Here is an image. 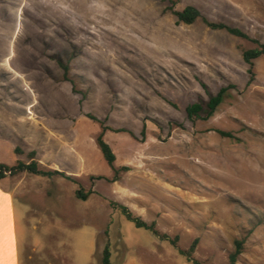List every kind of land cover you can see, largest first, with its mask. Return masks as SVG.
Here are the masks:
<instances>
[{
    "label": "rangeland",
    "instance_id": "obj_1",
    "mask_svg": "<svg viewBox=\"0 0 264 264\" xmlns=\"http://www.w3.org/2000/svg\"><path fill=\"white\" fill-rule=\"evenodd\" d=\"M187 6L200 14L189 25L173 14ZM251 40L264 44V0H0V164L34 151L63 174L9 179L20 263L101 264L107 245L111 264H191L178 248L196 239L199 264H228L235 241L236 264H264V56L243 61Z\"/></svg>",
    "mask_w": 264,
    "mask_h": 264
},
{
    "label": "trees",
    "instance_id": "obj_2",
    "mask_svg": "<svg viewBox=\"0 0 264 264\" xmlns=\"http://www.w3.org/2000/svg\"><path fill=\"white\" fill-rule=\"evenodd\" d=\"M173 14L176 16L178 22L189 25L192 24L199 16V11L193 7V6H187L181 11H174ZM205 25L212 29V30H224L228 34L237 37V38H242V39H247L250 40V38L244 34L241 30L227 26L223 23H214V22H209L207 20H203ZM255 43H257L255 40H251ZM257 47L244 50L242 51V59L245 63L252 65L253 61L263 57L264 56V44L257 43ZM59 66L63 69L64 75L67 73V65L63 64L61 61H58ZM223 92L224 90H221L216 96H213L209 99L207 103V109H208V115L211 116L216 108L220 105L223 99ZM202 108L199 104H192L186 108V113L189 119H192L194 117H198L199 113L201 112ZM90 119L96 121L95 118L89 116ZM218 134L226 137H231L230 134L222 132V131H217ZM96 145L104 159V161L107 163L108 166H112L114 162V154L111 151L109 145L103 140V134L100 133L97 138H96ZM15 153H17L16 149L14 150ZM35 155L36 153L34 151H31L27 154V159L28 162H18L13 166H6L3 164H0V179L4 178L6 176L5 173L9 172L10 176H14L18 173H30L33 175H38L42 177H49L53 174H58V175H63L61 172H58L56 170H43L39 168V163L35 160ZM76 196L79 199H86V195H83L78 191L76 193ZM118 210L120 213L124 215V217L132 222L136 228L144 229L146 231H149L151 234H153L155 237L161 239V240H166L169 241L171 245L174 247L176 246V241L177 238L175 237L172 240H169V238L164 235L160 234L154 226V223H146L143 221L140 217L134 216L129 209L124 206V205H117ZM197 240H193L191 245L187 250H181L178 248V252L180 255L184 256L188 262L191 264H199L196 260L192 258V254L194 252V248L196 245ZM241 248H242V242L241 241H235L234 242V251L229 254L228 256V264H236L237 257L241 253ZM101 264H111L110 263V252L109 248L106 245L103 250H102V255H101Z\"/></svg>",
    "mask_w": 264,
    "mask_h": 264
},
{
    "label": "crops",
    "instance_id": "obj_3",
    "mask_svg": "<svg viewBox=\"0 0 264 264\" xmlns=\"http://www.w3.org/2000/svg\"><path fill=\"white\" fill-rule=\"evenodd\" d=\"M11 149L14 152V146ZM11 177L13 176L6 175L0 179V264H22L19 258L18 220L14 205L17 185L9 180Z\"/></svg>",
    "mask_w": 264,
    "mask_h": 264
},
{
    "label": "built area",
    "instance_id": "obj_4",
    "mask_svg": "<svg viewBox=\"0 0 264 264\" xmlns=\"http://www.w3.org/2000/svg\"><path fill=\"white\" fill-rule=\"evenodd\" d=\"M5 174H8L9 175V172L5 173Z\"/></svg>",
    "mask_w": 264,
    "mask_h": 264
}]
</instances>
